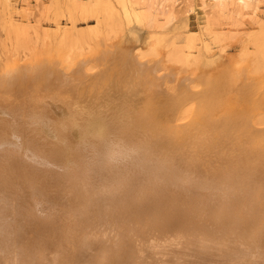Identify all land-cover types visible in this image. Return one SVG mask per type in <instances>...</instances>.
I'll return each instance as SVG.
<instances>
[{
    "label": "bare ground",
    "instance_id": "obj_1",
    "mask_svg": "<svg viewBox=\"0 0 264 264\" xmlns=\"http://www.w3.org/2000/svg\"><path fill=\"white\" fill-rule=\"evenodd\" d=\"M173 1L72 0L68 11L94 17L91 31L120 29L142 20L141 2L151 12ZM211 1L214 12L256 8ZM18 29L16 48L34 56ZM58 35L59 57H0V264H264L258 68L224 62L201 90L171 94L174 62L195 73L211 62L189 48L167 62L155 49L144 59L141 47L92 50L83 32Z\"/></svg>",
    "mask_w": 264,
    "mask_h": 264
},
{
    "label": "rangeland",
    "instance_id": "obj_2",
    "mask_svg": "<svg viewBox=\"0 0 264 264\" xmlns=\"http://www.w3.org/2000/svg\"><path fill=\"white\" fill-rule=\"evenodd\" d=\"M53 1L9 0V2H6V0H0V57L6 56L9 63L12 64L14 62H22L20 57L23 56H27V60H33V58L46 55L54 56L55 44L61 37V35H58L60 31L64 30V34L83 32L91 43L92 50L101 49L110 43L127 48L136 49L141 47L140 51H143L145 59L150 57V53L152 54L155 49L154 58H162L170 62L171 50L174 48L178 50L189 48L192 50L193 56L200 60L201 65L211 62V66L210 64L208 66H214L213 68H203V70L200 68L195 73L194 69L192 70L191 68H194L196 65L194 67H191V65L180 66V63L173 61L176 63L175 67L181 69L179 74L181 76L177 80L170 81L172 83H168L171 87L167 88V93L175 94L178 93L176 92L178 90L180 95L182 94L180 90L186 93L184 92L187 91L185 88L187 89L190 86L192 90L196 89L199 91L202 89L200 82L202 83L203 79L209 75L208 73H204L205 71L209 72L215 69L214 72H216L217 68L222 67V63L225 62L224 65H231V61H236L235 65L232 62V68L238 66V64L243 65V67H249V69L256 66L258 71H250L249 75L252 74L250 75L251 79L256 80L258 82L256 84L260 86L261 90H264V0H253L256 6L253 12L251 8H239L235 3H229L222 9L215 10L214 12L209 5L212 2L211 0H175L168 2L166 5L162 4L165 6L164 9H162V5L161 8L159 5L158 8L152 7L151 12H148L146 11V3L141 2L138 10L140 12L145 11L142 14L141 21L133 19L129 22L124 20L120 29L117 26L109 29L104 24H99L94 31H91L89 26L95 23L94 17L89 16L85 20L78 12L72 13L73 11H68L71 10L72 5L70 4L73 3L72 0ZM49 2L52 3L49 4ZM77 2L93 7L98 6V8L100 6V2H97V0H77ZM7 3L8 5H6ZM101 11L104 14V10ZM70 13L75 15L72 16ZM9 20L14 22L12 23ZM57 22L60 23L61 29L57 28ZM15 24L17 27L14 28L15 32L11 36L10 34L11 31L13 33V30H10V28L13 29L12 27ZM6 25H8L7 28ZM18 28H20V32H24L23 35H26L25 38H27L28 43H31V46L34 44L35 47H32L34 49L32 52L35 53L34 56L31 57V53L29 52V55L28 49L25 47L16 48ZM46 33L48 35L45 36ZM6 34L7 36H5ZM153 34H155V37L152 36ZM8 37H12L11 41ZM151 37L153 38L151 39ZM49 40L52 43H50L51 45H48ZM8 42H12V45ZM4 44L7 45L4 46ZM16 49L17 51H14ZM76 52L78 51L76 50ZM88 52H90V48L85 45L80 55H77L76 58L83 54H88ZM168 52L170 53L168 54ZM221 54L222 56H220ZM252 60L253 63L251 62ZM89 66L97 69L95 63H90ZM233 74L237 77V74L239 76L240 73L234 72ZM234 75L231 74L230 76L233 77ZM183 78H185V81H183ZM179 84L182 88L178 87L180 86ZM262 103L264 106V100ZM258 110L264 113L262 109ZM204 155H208V153L204 152Z\"/></svg>",
    "mask_w": 264,
    "mask_h": 264
}]
</instances>
